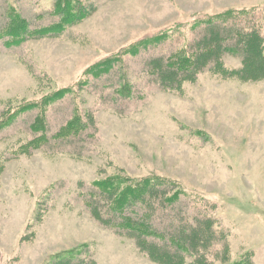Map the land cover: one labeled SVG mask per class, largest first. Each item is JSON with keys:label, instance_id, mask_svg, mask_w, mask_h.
Listing matches in <instances>:
<instances>
[{"label": "rangeland", "instance_id": "obj_1", "mask_svg": "<svg viewBox=\"0 0 264 264\" xmlns=\"http://www.w3.org/2000/svg\"><path fill=\"white\" fill-rule=\"evenodd\" d=\"M56 1L0 0V29L12 7L30 34L60 24ZM78 1L88 15L56 33L0 36V264H264V76H244L249 55L220 54L251 29L264 60V0ZM76 114L83 138L65 144ZM145 178L182 192L115 218L149 219L163 235L148 250L89 200L94 183Z\"/></svg>", "mask_w": 264, "mask_h": 264}, {"label": "trees", "instance_id": "obj_2", "mask_svg": "<svg viewBox=\"0 0 264 264\" xmlns=\"http://www.w3.org/2000/svg\"><path fill=\"white\" fill-rule=\"evenodd\" d=\"M56 13L61 15V19H60V24H55L54 26L50 27L49 29H42V27H39L37 29V32H35L34 34H30L29 32V28H31L30 23H27L25 17L19 12L17 11L14 7L8 9V15L7 17L9 18V22L7 24H5V26L0 29V36H3L4 38H8L10 37V39L8 40V43H10L9 45H20L22 43V41L32 37L33 35L37 34L36 36H43L44 33L46 34H52V32H55L59 29L55 26H62V25H67L72 23L73 21H77L78 16L83 17V16H87L88 15V11L86 13V11H81L84 7L80 6V1L78 0H57L56 1ZM75 9H77L75 11ZM77 14V15H76ZM234 19V24H241L243 23V18L241 17H235ZM223 27V26H222ZM220 28L222 30H224L223 28ZM63 28V27H60ZM225 28V27H224ZM220 31L218 29H215V36H214V40L215 43L219 44V46H221V42H223L222 40V36L223 35V31ZM59 33V32H57ZM260 34L255 31V30H251L247 31L244 35H241L240 37L237 36L235 38L234 41V47L237 50L232 49L231 47L233 45L227 46V50L222 49L220 51V54H225V52H232V53H237V54H242L245 53L248 57H250L248 59V57H242V65L241 67L243 68V70L245 71L246 74H244V76L247 78H259L264 76V74L258 75V74H251V70L254 68H259L261 67L262 63L264 60H262V58L260 60L256 59L254 56H252L253 54H260V50H262V43L261 38L259 36ZM162 36V35H161ZM151 41V38H147L145 40H141L138 43H136L135 46H139L140 44H149V42ZM151 44V43H150ZM137 46V47H138ZM134 51H136L135 49H133ZM193 52V51H192ZM188 53V52H187ZM204 55V54H203ZM219 56L218 60H219V64L221 63V58L222 57ZM191 56V55H190ZM194 56V55H192ZM202 57L200 63L201 65L203 63H206L207 61V57ZM218 55L216 54L213 59L214 62L216 61L215 58H217ZM106 63L103 62H99V64H101L100 66H103L105 64V66L110 65L112 63L113 60L111 59H106L105 60ZM192 62L196 65L198 63L197 58H194V60H192V58L190 60L187 59V62ZM250 61V62H249ZM163 64V61H160ZM213 62V61H212ZM187 64V63H186ZM98 65V64H97ZM179 66V65H176ZM219 66V65H218ZM99 67V66H97ZM172 68V67H170ZM107 69L109 70L110 68L107 67ZM173 69V68H172ZM260 69V68H259ZM263 69V68H262ZM175 70V68L173 69ZM176 71V70H175ZM259 71V70H258ZM264 72V71H263ZM238 76V73H236ZM243 77V76H241ZM243 77V78H245ZM162 79H164L162 77ZM167 78H165L164 80H166ZM70 91L68 88L65 89H60L59 91H57L56 93L52 94L50 97H48V99L43 103L44 106H46V102H51L52 100H55L57 97L60 96H64L66 95V93ZM43 105H40L39 103H27L25 105H23L20 109V112H27L30 111L32 109L41 108V113L43 114L45 111V108ZM15 115H11L9 118V121L12 123L14 119ZM39 119H43V117L39 116ZM38 119V120H39ZM81 121L80 116L78 114L75 115V117L72 119V121H69L67 123V125L62 126L61 128V134H66L63 135L61 137V139H59L61 142L65 143V144H69L71 139H72V135H76V136H81L82 134L80 133L81 130V124H79ZM5 124L8 121H4ZM80 125V126H79ZM37 127H40V124L37 125ZM36 127V128H37ZM70 132V133H68ZM72 133V134H71ZM71 134V135H70ZM45 135H42V137L40 138H44ZM64 138V139H63ZM83 138V135L79 138L81 139ZM157 181V180H156ZM153 181V178H145V179H140V180H135L134 182L131 183L130 179H109V180H105L103 182H99V183H94V189L91 191L90 193V203L93 207H95L96 210H103L105 214H109V216H106V221L111 220V227H115L117 230H129L131 232H135L134 234H137L138 237H140V242L138 240L139 243V247H142L143 249L148 250V248L150 247V244L155 245V241H157L156 239L159 238L161 239L162 237V233L159 232L157 229L154 228V226L151 224V222H149L146 217L145 220L143 222H136L133 219H130V216L125 215L124 220L120 222L116 221V217L121 216L120 213L121 212H125L124 210L127 208L126 211H131L132 213H140L141 209L143 210L142 212L144 214H148L147 212L149 211H145V205L147 207V210H150V216H152V213H160L162 212V210H164L163 208H166L167 204H176L179 201L180 198V194L182 193L181 190L179 191L178 189L175 190L171 195H167L166 190L168 189V187L163 186H157V182ZM138 189H142L140 191H138ZM157 192L160 194V197L157 199ZM150 193H152V196L154 198H156L157 203H158V207L161 208L159 209L158 207L153 206L154 203H156V201H147L146 200V196L149 195ZM142 204V205H141ZM158 209V210H157ZM111 213V214H110ZM149 215V214H148ZM100 218V217H98ZM101 219V218H100ZM115 219V221L113 220ZM102 223H105L106 221H102V219L100 220ZM106 224V223H105ZM180 233V231H179ZM182 236H184V234L181 232L180 233ZM181 240H178L179 243L181 244H177L176 245V249L178 251H184L183 247V242L186 241L185 238L181 237ZM142 238V239H141ZM153 239V240H152ZM147 240V241H145ZM152 240V241H151ZM189 245H191V241H189ZM156 246V245H155ZM180 253V252H179ZM182 254H178L176 255L177 257V261L178 264L180 262H182ZM164 262V261H163ZM242 262V261H241ZM164 264H167L166 262H164Z\"/></svg>", "mask_w": 264, "mask_h": 264}]
</instances>
